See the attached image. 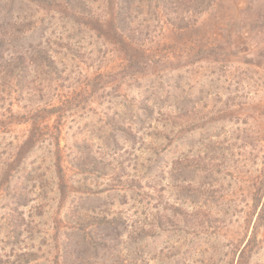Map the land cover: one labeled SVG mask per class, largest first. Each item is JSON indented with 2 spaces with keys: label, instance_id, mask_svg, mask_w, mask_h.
Here are the masks:
<instances>
[{
  "label": "rangeland",
  "instance_id": "1",
  "mask_svg": "<svg viewBox=\"0 0 264 264\" xmlns=\"http://www.w3.org/2000/svg\"><path fill=\"white\" fill-rule=\"evenodd\" d=\"M0 264H264V0H0Z\"/></svg>",
  "mask_w": 264,
  "mask_h": 264
},
{
  "label": "trees",
  "instance_id": "2",
  "mask_svg": "<svg viewBox=\"0 0 264 264\" xmlns=\"http://www.w3.org/2000/svg\"><path fill=\"white\" fill-rule=\"evenodd\" d=\"M1 48H2V42L0 43V51H1Z\"/></svg>",
  "mask_w": 264,
  "mask_h": 264
}]
</instances>
